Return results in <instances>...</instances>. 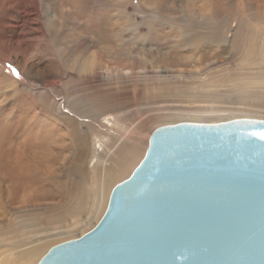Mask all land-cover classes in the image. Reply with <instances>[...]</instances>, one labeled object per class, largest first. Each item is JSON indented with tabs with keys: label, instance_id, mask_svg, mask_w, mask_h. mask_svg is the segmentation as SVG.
Here are the masks:
<instances>
[{
	"label": "rangeland",
	"instance_id": "374dc122",
	"mask_svg": "<svg viewBox=\"0 0 264 264\" xmlns=\"http://www.w3.org/2000/svg\"><path fill=\"white\" fill-rule=\"evenodd\" d=\"M8 13L14 24L2 23ZM0 21V149H21L32 134L30 139H35L38 130L31 126L30 115L43 113L39 122L43 128L46 120L62 124L61 139L55 143L43 138L45 129L36 136L47 139L48 149L65 156L66 160L50 162L56 180L64 174L67 179L72 172L65 171L76 163L80 133L87 130L88 122L79 113H86L89 96L95 104L104 101L110 111L122 106L116 112L124 113L120 117L125 118L126 134H121L130 139H126L128 147L139 150L138 159L144 158L153 131L163 125L264 119V86L248 90L239 81L243 78L232 77L249 52L253 35L264 38V0H11L9 4L0 0ZM169 34L173 36L164 41ZM86 54H99L105 69L80 72L74 59ZM153 58L156 69L147 63ZM261 59L257 57V62ZM10 66L18 70L19 79ZM260 72L264 73V67ZM258 83H264V76L256 79ZM59 103L79 107L70 112ZM28 143L25 146L30 149ZM113 157L107 159L108 165ZM45 188V196H40L45 192L36 195L33 187L24 189L13 199L12 213L52 215L47 213L50 205L66 196L55 200L50 187ZM86 188L90 189V183ZM101 210L84 225L73 226L75 220H69V228L55 237L50 249L94 228ZM34 239L27 236V243ZM9 249L1 246L0 255Z\"/></svg>",
	"mask_w": 264,
	"mask_h": 264
},
{
	"label": "water",
	"instance_id": "95a60500",
	"mask_svg": "<svg viewBox=\"0 0 264 264\" xmlns=\"http://www.w3.org/2000/svg\"><path fill=\"white\" fill-rule=\"evenodd\" d=\"M248 48L232 77L263 88L264 38ZM262 133L244 117L158 127L99 223L38 264H264Z\"/></svg>",
	"mask_w": 264,
	"mask_h": 264
},
{
	"label": "bare ground",
	"instance_id": "6f19581e",
	"mask_svg": "<svg viewBox=\"0 0 264 264\" xmlns=\"http://www.w3.org/2000/svg\"><path fill=\"white\" fill-rule=\"evenodd\" d=\"M6 1L8 4L11 3V0ZM4 19L5 21L2 23L9 24V22L13 23L12 21L14 17L11 13H8ZM22 24L24 25V23ZM133 26H136V24ZM175 34H177V32ZM137 35L134 36V38H136ZM183 35H185V33H183ZM172 36V34H169L163 37V40H168ZM118 42L120 45L123 44L122 39H118ZM127 44H130V39ZM149 55L152 57L153 54L151 53ZM98 56L99 54H86L81 56V58L80 56H77L74 59L76 66H78L77 69L80 72L91 71L95 68L105 69V67L99 62L100 58L98 59ZM80 59H82L81 62ZM156 61L157 60L155 59H151V61H147L150 65H147L156 69L158 68ZM144 64L146 65V61ZM145 69V67L140 66V70ZM92 99L93 98L89 96L88 102L90 106L88 105L86 108L87 114L85 112L82 114L81 112L79 113L81 118L88 120L86 123L87 130L81 131L80 133L79 149L78 152L75 153L77 158L74 160L76 163L74 164V162H72L74 165H71V168L65 171L68 173L71 170L72 172L71 174L68 173L67 179H64L66 178L64 176L65 174L59 176V180H56L55 177H53V163L50 162L54 161L56 158L61 160L66 159L65 156L61 157V154L55 153L54 149H48V147H50V144L48 143L51 140L55 139L52 141L54 142L57 141V139H61L58 137L62 135L59 131V127H61L62 124L59 126L57 124L58 122H54L55 120H44L45 126L43 128V123H39L40 121L43 122L44 118V115L41 112H38L39 114L35 113L34 115L29 114L32 121L31 126L36 128L38 132L40 129L41 131L42 129H45L44 132H47L48 134L46 133L47 136H45L44 132H41L43 138H52L51 140L48 139V143L47 139H45L46 141L43 138V140L38 139L39 136L36 137L38 132L35 130V137H33L35 139H30L33 134L28 137L31 143V147L28 146L30 149L25 146L29 139L26 141L24 140L26 143L23 142V146L27 149L25 147V149L22 148L23 146L21 147V145V149L16 150L0 149V247L10 246L9 251L4 250L1 252L0 264H38L50 249V244L55 237H58L67 231V228H69L67 225L69 220H75L73 226H78L80 224L84 225L89 220H92L93 214L98 210L102 209L99 214L104 215L108 207L110 191L113 190L124 176L128 177V174L142 160L143 157L138 159L140 155L139 150L130 148V146L128 147L130 144L126 141L128 137L125 139L123 138V134H121L122 132L125 133V118L123 119V116L120 117L121 114L124 115V113L119 114L116 112L119 111L122 106L120 105L119 109L117 107L116 112L115 109L110 111L111 109L108 108V104H105L104 101L95 104ZM72 103H74V101H72ZM20 104L23 105L22 102H20ZM60 105H63L64 108H68L70 112H77V108L79 107V104L72 107L64 104ZM21 111L23 112V110ZM24 116L27 117L28 114L27 116ZM29 130L31 131V128ZM42 135L40 134V136ZM30 143L28 144L30 145ZM40 147H44L45 149H39ZM112 154L114 157L111 159L110 165H108L107 159ZM58 165L59 163L57 166ZM63 171L64 169L61 172ZM41 182H44L45 185L44 183L41 184ZM46 183L49 185H46ZM88 183H90V189L86 188ZM37 185H44V188L41 189L36 187ZM45 186L50 187L52 190L51 193L56 196L55 200L57 198L60 200L66 196V199L64 201L62 200L63 202L57 201L58 203H52L50 205L51 208L47 213L52 215L45 216L41 213L31 214L30 212L25 211L24 213H18L16 216L12 213L15 209L13 199L18 197L24 189L27 187H33L37 190L36 195L39 196V192L42 193L48 189H46ZM36 190L34 191L36 192ZM25 192L26 191H24V193ZM46 193L47 191L44 194H40V196H45ZM87 202H90L91 204L87 205ZM103 215L98 216L101 219ZM100 219L98 220L100 221ZM82 230H84V228ZM42 233L44 235H41ZM27 236H32L36 239L27 243ZM28 245H30V247H28ZM17 247H19L20 250H16ZM15 250L19 252L15 253ZM2 253L6 254L2 255Z\"/></svg>",
	"mask_w": 264,
	"mask_h": 264
},
{
	"label": "snow or ice",
	"instance_id": "6c2138e0",
	"mask_svg": "<svg viewBox=\"0 0 264 264\" xmlns=\"http://www.w3.org/2000/svg\"><path fill=\"white\" fill-rule=\"evenodd\" d=\"M10 68H11V66H10ZM11 71H12L13 75H15L18 79L20 78V73L18 72L17 69L11 68ZM65 110L67 111V109H65ZM260 138L264 139V133L261 134Z\"/></svg>",
	"mask_w": 264,
	"mask_h": 264
}]
</instances>
